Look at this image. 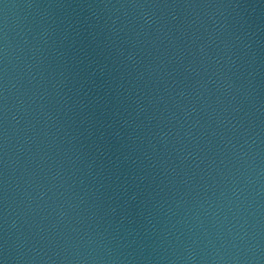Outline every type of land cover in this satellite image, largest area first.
Segmentation results:
<instances>
[{"label":"water","instance_id":"water-1","mask_svg":"<svg viewBox=\"0 0 264 264\" xmlns=\"http://www.w3.org/2000/svg\"><path fill=\"white\" fill-rule=\"evenodd\" d=\"M0 264H264V0H0Z\"/></svg>","mask_w":264,"mask_h":264}]
</instances>
